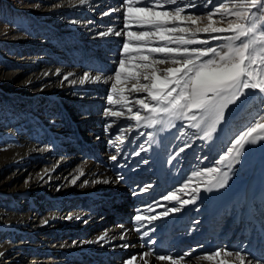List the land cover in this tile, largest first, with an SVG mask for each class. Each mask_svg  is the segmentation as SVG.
Wrapping results in <instances>:
<instances>
[{"label": "bare ground", "instance_id": "obj_1", "mask_svg": "<svg viewBox=\"0 0 264 264\" xmlns=\"http://www.w3.org/2000/svg\"><path fill=\"white\" fill-rule=\"evenodd\" d=\"M90 1L92 0H88V2ZM119 7L120 4L116 6V8ZM120 13L121 11L116 12L115 16ZM101 41L104 42V39L102 38ZM85 52H83V55H85ZM96 71L88 72L97 74ZM85 72L87 71L85 70ZM45 73H41L43 77L42 83L52 85L51 81L57 75L54 72ZM94 73L92 74L95 75ZM82 76L83 74L79 77ZM77 85L82 87L79 83ZM90 85L92 84L86 83L83 86ZM64 87H67V85L55 86L54 90H62ZM55 99L54 97L50 100L47 99L50 107H52L51 112L54 113L47 118L49 119L48 122L57 127L56 130L54 129L55 131L50 130L47 123L45 121L41 122L36 115L34 118L37 121L30 119L25 124L14 121L11 122V125H19L18 131L23 138L29 136V130L32 131L30 135H33L34 138H36L35 133H40V131L44 130V132L47 131L53 135L52 139L48 138L51 145L55 141L64 142L65 140L68 143H74L76 140L77 145L84 144L89 147L88 149L102 151L99 153L100 156L96 157L93 153H88V150H83L80 157L84 160L77 159L74 168L69 167L70 163L67 165L55 164L53 167H49L50 169H46L42 175H32L33 180L30 182L35 183L44 175H49L51 174L50 172L57 170L61 174V181L59 180L61 189L59 187L58 190L60 192L64 191L59 197V201L61 199L62 202H52L48 207L40 208L39 211L44 213L41 220L32 221L27 216L9 215L7 224L9 231L15 230L16 226H21V229L22 227H28L31 223L41 226L45 224V220L49 221L47 224L52 223V226L49 225L52 230L54 228L66 229L67 227L81 230V225L85 219L96 216L97 218L90 223H100L101 225L96 227L98 229L80 231L78 234L79 238H77L71 249L65 250V247V249L61 248L60 260L62 262L71 261L72 264L76 260L77 264H124L131 256H139L140 253L149 250L150 247L155 248L158 254L173 256H179L194 249L193 255L185 258L188 264H214V262L198 258L204 254L212 253L217 248H227L232 251L242 250L244 253L250 254V258L254 257L264 260V142L247 147V151L243 154L242 162L234 166V174H232L229 183L224 189L206 192L204 189L208 176H193L194 172L214 166V159L218 158L217 153L222 150L230 136L237 129L232 121L235 120V117L243 110L245 105L239 110L233 107L227 123L223 126V130H218L214 134V139L207 143L200 139L189 143L190 136L194 130L181 128V122L177 121L176 128L158 134V144L150 145V143H144L147 136H139V132H156V129L135 126L133 130L125 133L126 139L124 143H120V148L123 149V152L118 159V163L124 166L118 167L116 162L109 159L111 155L115 154V149L107 147L106 139L108 136L99 132L102 128H106L111 123V120L101 117L96 121L95 126L93 125V129H84L83 124L85 120L90 118L93 111H85V113H88L85 114L87 115L85 117L80 113L84 109L78 106L80 111H78L77 120L74 121L72 116L69 117L63 114L61 103L54 102ZM28 101L26 110L35 109L37 102H39L31 99ZM48 113V110L44 111L43 116H48ZM57 113L63 114L59 120ZM26 125L30 128L26 127ZM249 125L250 123L247 124V126ZM228 126L229 130H227ZM74 129H77V131L72 134L71 130ZM181 131H185L189 135L180 136L179 133ZM240 131L238 130L237 134ZM117 134L116 125L109 129L110 136L115 137ZM7 136L9 137L10 134ZM11 136L13 137L12 134ZM141 143H144V147L148 151H142L140 156H132L133 151L139 150L138 145ZM185 143L191 144V147L185 149L171 164L168 163L169 159L176 154L178 148L183 147ZM95 145L99 146L95 148ZM27 149L20 153L29 158L31 151ZM51 149L52 151L62 152L52 146ZM12 155L14 156L8 159V157L0 154V166H5L16 158L19 159L18 156H15L16 153ZM204 157L207 158L204 159ZM143 160H147L148 163H143ZM218 166L223 168V165ZM80 172H83L84 175L80 176ZM76 176H79V179L75 184L71 183V180ZM118 176H122L123 179L117 181ZM47 179L48 176L45 177V181ZM85 180L88 181L87 184L84 183ZM105 180L108 183H104ZM189 180L188 187L184 191H179L182 185ZM94 181L99 182L94 183ZM30 182H24L23 187L27 188ZM149 185L151 187L148 188V191L140 192L141 188ZM57 188L58 185L52 187L54 191ZM192 188L200 189L195 204L186 205L181 211L169 213L167 217H159V219L152 221L151 224L145 220L143 225H140L133 220L138 210L145 216H158L159 213L165 211V206L168 208L179 206L176 201H165L162 197L169 192H176L181 200L191 199L192 195H194ZM133 192L139 194L133 195ZM17 193L28 199V205L31 204V197L29 198L30 194L27 195V189L17 191ZM74 193H76L77 199L71 200L73 201L72 206H66L67 203L65 202L70 200V195ZM148 205H151L152 210L148 209ZM52 208L53 211H51ZM69 216L72 219H67ZM258 219L260 223H254ZM221 222L222 225L220 226ZM105 224H107L106 227ZM121 225L123 227H120ZM138 227L140 231H134ZM152 227H155V232L150 231ZM144 231H149V237L142 238ZM105 232L108 234L106 240L97 242V238ZM121 235H124L126 239H120ZM148 239L154 240L155 244H147ZM220 240H223L224 243L218 246ZM89 241L91 243H88ZM125 243L131 246L128 248L120 246ZM213 243L214 245L210 246ZM58 244H60L59 246H65L63 241ZM36 257L41 259V253H37ZM149 259L151 264H166V262L156 261L154 257ZM181 264H185V262H181Z\"/></svg>", "mask_w": 264, "mask_h": 264}, {"label": "snow or ice", "instance_id": "obj_2", "mask_svg": "<svg viewBox=\"0 0 264 264\" xmlns=\"http://www.w3.org/2000/svg\"><path fill=\"white\" fill-rule=\"evenodd\" d=\"M87 2L78 0V5L70 6H83ZM200 6L208 11H193ZM118 11L123 13V27L119 30L110 27L97 33L101 38L111 35L124 38L121 58L114 72L107 76L103 72L95 75L84 72L78 81L70 79L75 74L69 72L63 75L61 81L82 86L86 83L111 84L106 97L109 106L104 109L105 118L111 120L106 131L119 120L131 122L128 127L154 128L156 132H139V136H147L144 143L151 145L158 144L159 133L176 128L179 121L181 128L193 129V136L207 143L214 139L218 130H223L233 107L239 110L249 99L256 97L264 103V0H202L200 5L197 0H123L119 8L101 15L109 17ZM71 23L80 21L73 20ZM86 23L92 24L93 21ZM213 41L217 43L213 44ZM55 74L60 75V70ZM129 81H134L130 88L127 87ZM127 130L120 127L115 138L108 141L109 146L115 149V154L109 159L118 167L124 166L118 163L123 149L116 142L124 143ZM179 135L189 134L181 131ZM262 142L264 109L257 113L249 126L230 140L213 167L194 172L193 176H208L206 192L224 189L234 174V166L242 162L247 147ZM144 143L138 145L139 150L133 151L132 156L148 151ZM190 147L188 143L179 147L168 163L171 164ZM142 162L148 163L147 160ZM218 165H223V168ZM78 179L79 176L74 177L71 183L75 184ZM122 179V176L117 177V181ZM189 183L190 180L186 181L179 191H184ZM150 187L141 188L140 192H146ZM199 192V188H192L194 195L184 200L176 192H169L162 199L176 201L179 206H165V211L158 216H145L138 210L133 220L140 225L145 220L151 224L159 217H167L186 205L195 204ZM138 194L133 192V195ZM147 207L152 210L151 205ZM48 222L44 221L45 224ZM155 230V227L150 229L151 232ZM134 231L139 232L140 228ZM107 235V232L102 234L97 242L106 240ZM144 237H149V231L143 232ZM120 239L126 237L121 235ZM147 244L154 245L155 241L148 239ZM120 246L128 248L131 245L125 243ZM194 251L179 256L161 255L150 247L139 256H131L124 264H151L149 258L152 257L166 264H188L185 258L192 256ZM3 255L0 252V257ZM198 259L214 264H264V260L250 258V254L242 250L227 248H217Z\"/></svg>", "mask_w": 264, "mask_h": 264}, {"label": "rangeland", "instance_id": "obj_3", "mask_svg": "<svg viewBox=\"0 0 264 264\" xmlns=\"http://www.w3.org/2000/svg\"><path fill=\"white\" fill-rule=\"evenodd\" d=\"M110 1L112 0H92L83 6L73 7L70 5H78V0H0V154L8 159L12 158L14 156L12 154L15 153V156L19 157L5 166H0V250L4 253L0 257V264H72L71 261L62 262L60 260L61 248L71 249L79 238L80 231H92L101 225L100 223H90L97 218L94 216L83 221L81 230L74 227L52 230L50 229L52 223L41 226L31 223L28 227L21 229V226H16L15 230L9 231L7 227L9 215L27 216L32 221L41 220L44 213L39 211L40 208L48 207L52 202H62L61 199L59 201V197L64 191L58 190L59 187L61 189L59 183L61 174L57 170L50 172L49 175H44L35 183H31L33 176L42 175L46 169H50L55 164L67 165L70 163L69 167L74 168L77 159L84 160L80 157L83 150H88V153H93L96 157L100 156L99 153L102 151L88 149L89 147L84 144L77 145L76 140L74 143H68L65 140L64 142L55 141L51 145L48 138L52 139L53 135L47 131L44 132V130L35 133L36 138L30 135L32 131L29 130V136L23 138L18 131L19 125H11V122L17 121L25 124L30 119L36 120L34 118L36 115L41 122L47 123L50 130H56L57 127L48 122L47 118L54 114L51 112L52 107L48 101L52 97L56 98L54 102L61 103L63 114L72 116L74 121L77 120L76 117L80 111L78 106L84 109L80 112L82 116H87L85 114L88 113L85 111H93V116L91 115L88 120H85L84 129L94 128L96 121L105 117L104 109L108 107L106 97L111 86L110 83H97L81 87L77 84L71 85L67 81L61 83V81L63 74L69 72H75V75L70 79L78 81L81 78L79 76L85 70L87 72L97 70V74L103 72L107 76L116 69L121 58L124 38L111 35L104 37L103 42L102 38L97 35L99 32L107 31L110 27L116 30L123 27L122 12L118 15L119 17L115 16L116 12L109 17L101 15L110 9H116V6L123 2V0ZM197 2L198 5L202 4V0H197ZM57 4L63 6L56 7ZM193 11L206 13L208 9L200 6ZM73 20L80 21V23L73 24L71 23ZM89 20L93 23L87 24L86 21ZM212 43L217 42L213 41ZM58 69L61 76L57 75L51 81L52 85L42 83L41 73L54 72L55 74ZM132 83L134 81L127 82V87H130ZM64 84L67 87L58 91L54 90L55 86ZM30 99L39 102L35 109L26 110ZM262 109H264V103L258 97L248 100L243 110L232 121L237 128L235 133L217 153V157L226 150L238 130L244 129L248 123H251ZM46 110L49 113L44 117L43 113ZM59 114L57 113L58 120L63 115ZM130 123L126 120H119L116 126L117 129L124 127L128 129L127 131H131L135 125L128 127ZM26 127L29 126L26 125ZM105 129L102 128L99 132L108 136L106 142L107 147H110L108 141L115 137L110 136L109 130ZM227 130H229V126ZM75 131L77 129L71 130L72 134ZM8 134H10L9 137ZM189 140V143H192L196 138L192 134ZM120 143L117 141V146L120 147ZM51 146L62 152L52 151ZM96 146L99 145L94 147L96 148ZM24 148H28L27 150L32 152H30L29 158L21 154L25 150ZM50 158L51 160H49ZM46 176L48 179L45 181ZM26 181L30 182L27 188L23 187ZM52 185L54 187L58 185L57 190L54 191ZM22 189H27V195L30 194L29 198L31 197V204L28 205V199L17 193V191H23ZM75 194L70 195V200L65 202L66 206H72L74 199H77ZM37 216L38 218H36ZM256 222H259V219ZM60 241H63L65 246H59ZM223 243L224 241L220 240L218 246ZM39 252L42 255L41 259L36 257ZM73 264H77V260Z\"/></svg>", "mask_w": 264, "mask_h": 264}]
</instances>
